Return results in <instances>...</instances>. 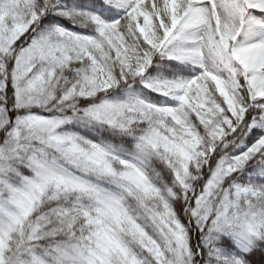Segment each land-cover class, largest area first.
<instances>
[{
    "label": "snow or ice",
    "instance_id": "snow-or-ice-1",
    "mask_svg": "<svg viewBox=\"0 0 264 264\" xmlns=\"http://www.w3.org/2000/svg\"><path fill=\"white\" fill-rule=\"evenodd\" d=\"M0 264H264V0H0Z\"/></svg>",
    "mask_w": 264,
    "mask_h": 264
}]
</instances>
